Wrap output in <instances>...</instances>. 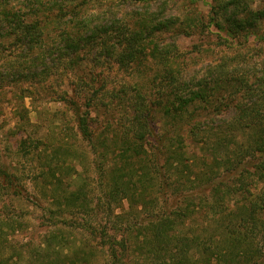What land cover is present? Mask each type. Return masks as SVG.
I'll return each instance as SVG.
<instances>
[{"label": "trees", "instance_id": "trees-1", "mask_svg": "<svg viewBox=\"0 0 264 264\" xmlns=\"http://www.w3.org/2000/svg\"><path fill=\"white\" fill-rule=\"evenodd\" d=\"M92 1L98 0H0V96L9 86L17 90L11 129L19 153L34 148L37 155L46 145L26 132L34 124L24 100L45 90L57 68L78 67L81 50L101 47L122 70L140 76L109 96L96 77L69 82L72 94L61 99L74 114L75 142L66 154L85 159L76 143H86L101 195L92 200L93 189L67 162L70 156L57 162V153L43 151L49 171L40 167L37 180L43 182L36 188L49 207L42 209L47 224L30 255L34 264H90L96 250L89 239L96 236L106 264H264V188L252 192L254 182L264 185V71L251 68L252 76H237L223 59L205 75L189 74L176 48L178 38L203 36L211 27L225 40H261L264 7L212 0L203 21L198 14H171L158 0H110L139 5V11L120 16L111 10L105 22L91 25L82 9ZM149 63L156 77L145 79ZM142 81L156 91L148 89L144 99ZM97 105L103 113L93 118ZM182 132L200 147L201 157L185 155ZM67 170L74 174L64 187L60 176ZM24 184L23 175L0 166V200H20ZM0 212V264H18L23 253L14 254L15 260L5 255L18 222L6 206ZM100 213L108 221L95 222ZM109 218L114 226L107 227ZM26 225L20 223V230ZM64 247L71 255L60 257Z\"/></svg>", "mask_w": 264, "mask_h": 264}, {"label": "rangeland", "instance_id": "rangeland-1", "mask_svg": "<svg viewBox=\"0 0 264 264\" xmlns=\"http://www.w3.org/2000/svg\"><path fill=\"white\" fill-rule=\"evenodd\" d=\"M247 1L249 3L248 5H250L253 10L264 7V0ZM160 2H165L167 10H169L171 14L178 16H182L183 13L192 16L198 14L203 21L207 19L211 7L214 4L212 0H158V3ZM115 3L116 2L110 0L92 1L82 9V14L85 15L83 17L91 25H94L99 22H105V19L108 18L107 13L111 10L113 12H118L120 16H125V14L129 15L139 7V5L134 7L132 5L118 6ZM156 7L157 5L154 6V8ZM259 27L258 32L264 33V22L260 23ZM68 30L71 31V28ZM207 30L208 29H206V33L208 34L205 33L203 36L195 34L190 37H180L176 42V48L181 55L180 58L185 61L186 70L189 74L197 72V76L205 75L206 70L209 69L210 66L220 63L223 59L229 62L230 70H237L234 72L237 76L243 73L247 75L248 72L251 75V68H254L255 72L258 74L264 71V36L261 40H256L253 36L241 40H225L214 34L216 28L211 27L208 30L210 33ZM72 31L75 32L76 30L72 29ZM221 36L224 37L222 33ZM112 54L115 55V51L111 53V56H114ZM78 55L82 58L78 67H75L73 70L69 69L68 66L64 69L62 67L57 68V71L48 77V81L43 83L45 90L42 91L44 94L41 91L40 93H35L32 99L26 98L24 100V107L28 110L30 123L34 124L31 126L27 125L26 132L31 138L40 139L41 142L46 143L45 146L41 145L38 147L37 155L34 154L36 153L34 152V148V153L31 152L28 155L27 153H19L16 149V141L19 140V137L14 136V132L11 129L17 121V119L15 120L13 118L14 111L16 107H19L16 88L12 86H9L8 89L4 88V96H0V166L11 172L23 175V184L25 183L20 200L13 199L11 196H4L0 200V206H6L7 211L11 213L14 220L18 222L13 225L14 233L8 235L12 249H8L5 253L7 256H9L8 253H11L13 260L16 259V255L14 254L23 253V259L19 261L18 264H34L33 256L30 255L37 250V244L47 224L45 213L42 209L44 207H49V204L42 199L36 188L37 182H43L42 179L37 180L38 176H40V167L44 166L43 169L45 172L46 170L49 171L46 165L48 161L43 162V158L40 157L43 151L47 153L52 152L51 154L54 152L57 153V162H61L64 159L66 160V157L70 156V160L67 159V162H70L75 170L85 177V183L89 184V187L93 189L91 195L92 200L97 202V199L101 195L97 182V174L93 167L94 162H92L94 156L86 143L80 141L76 143V153L82 152L85 155V159H83V157L76 158V154L74 159L73 153L66 154L68 147L75 142L74 114L70 106L61 99L65 97V94H72V87L69 85V82H77L76 77L81 75L85 80L96 77V79L100 81L96 83V86L101 84V88H104L107 96H109L113 94V90L117 91L121 86L125 87V85L129 83L130 86H132L131 82L140 79L139 72L134 70H122L113 60L114 57H110V55L107 56L101 47L92 51L86 49L81 50ZM233 58L235 59L233 60ZM63 62H68V59H64ZM150 68L151 64L149 63L147 68H145L146 75L142 74L145 79L155 76V67L153 66L152 69ZM140 86L139 96H143V99L146 95H149V91L153 94L156 92L146 81H142ZM127 88H129V86ZM129 91H131V89L127 90L128 96L135 98L136 96L134 93ZM88 92L87 90L86 92L82 91V94L86 93L85 95H87L88 98L90 96ZM107 99H105L104 102H107ZM82 100L83 99L79 98L80 103H83ZM99 103L101 102L97 101V104ZM109 103L111 106L114 105V103L110 101ZM81 107L84 109L83 105H81ZM97 111L102 115L103 109L97 105V107L93 109L91 117L94 118L96 115L98 116L96 113ZM112 114L116 116L114 113ZM101 115L97 118L98 121L102 118ZM115 123L117 124L119 121L114 119L113 124ZM123 123L122 121L121 124ZM116 131H118V129H116L115 132ZM182 136L187 151L185 155L188 157H201L202 151L200 147L194 144L192 139L187 135V132H182ZM149 144H154L153 138L149 139ZM207 162H210V159H207ZM72 174H74L72 170H67L60 176L64 187L68 185V180L73 176ZM58 175L60 174L58 173ZM263 188L264 185L261 182H254L252 192L256 194ZM3 212H6V209L5 211L3 210ZM0 214L2 215L4 213L0 212ZM130 215H132V213H130ZM134 216L135 218L144 217L143 214L139 215L135 212ZM94 221L102 223L108 221V218L105 215L101 216L100 213L94 218ZM109 221L107 227H110V223L111 226H114V223H116L115 219L110 220L109 218ZM20 223H24L25 225L28 224V226L26 225L21 231L20 229H22V227L19 228ZM64 232L68 233L65 229ZM111 236L117 237V235ZM89 243L92 245V248L96 250L90 264H106L107 259L105 254L101 253L103 249L97 244V236L91 237ZM63 251L64 253H62L60 257H63L65 254L71 255V250L67 249V247H64Z\"/></svg>", "mask_w": 264, "mask_h": 264}]
</instances>
